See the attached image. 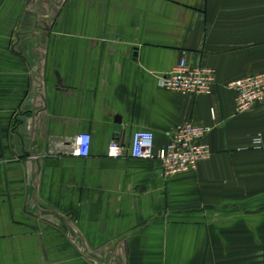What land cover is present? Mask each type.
I'll list each match as a JSON object with an SVG mask.
<instances>
[{
	"label": "crops",
	"instance_id": "crops-1",
	"mask_svg": "<svg viewBox=\"0 0 264 264\" xmlns=\"http://www.w3.org/2000/svg\"><path fill=\"white\" fill-rule=\"evenodd\" d=\"M181 60L211 95L160 87ZM262 72L264 0H0V264H264V102L227 87ZM184 123L211 129L195 171L106 156Z\"/></svg>",
	"mask_w": 264,
	"mask_h": 264
},
{
	"label": "built area",
	"instance_id": "built-area-1",
	"mask_svg": "<svg viewBox=\"0 0 264 264\" xmlns=\"http://www.w3.org/2000/svg\"><path fill=\"white\" fill-rule=\"evenodd\" d=\"M215 82V73L204 66H190L186 60L169 73L162 75L159 85L163 89L178 92L185 96L211 95ZM235 93L236 112L246 113L264 102V72L247 76L231 82L227 86ZM210 128L184 123L178 126L170 142L156 150L155 134L151 130H137L133 133L129 145L113 140L106 149L111 159L125 156L136 160H158L165 176L195 171L198 165L209 160L211 147L204 142ZM255 143H261L255 138ZM262 146V145H261ZM91 151V136L84 133L76 136L69 144L67 153L74 157L86 158Z\"/></svg>",
	"mask_w": 264,
	"mask_h": 264
},
{
	"label": "rangeland",
	"instance_id": "rangeland-1",
	"mask_svg": "<svg viewBox=\"0 0 264 264\" xmlns=\"http://www.w3.org/2000/svg\"><path fill=\"white\" fill-rule=\"evenodd\" d=\"M109 249H93V248H88L85 250V255L90 256V257H96L98 256L99 258H106L108 256ZM85 264H98V263H93L92 261L85 260Z\"/></svg>",
	"mask_w": 264,
	"mask_h": 264
}]
</instances>
